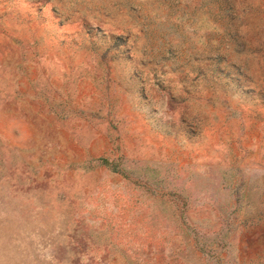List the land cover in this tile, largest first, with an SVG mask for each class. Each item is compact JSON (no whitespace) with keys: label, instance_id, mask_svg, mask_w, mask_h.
<instances>
[{"label":"rangeland","instance_id":"1","mask_svg":"<svg viewBox=\"0 0 264 264\" xmlns=\"http://www.w3.org/2000/svg\"><path fill=\"white\" fill-rule=\"evenodd\" d=\"M0 264H264V0H0Z\"/></svg>","mask_w":264,"mask_h":264}]
</instances>
